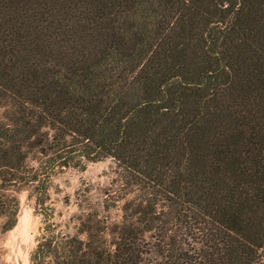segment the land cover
<instances>
[{"label":"trees","instance_id":"16d2710c","mask_svg":"<svg viewBox=\"0 0 264 264\" xmlns=\"http://www.w3.org/2000/svg\"><path fill=\"white\" fill-rule=\"evenodd\" d=\"M106 159L62 230L53 177ZM22 189L30 264H264V0H0L4 229Z\"/></svg>","mask_w":264,"mask_h":264},{"label":"rangeland","instance_id":"374dc122","mask_svg":"<svg viewBox=\"0 0 264 264\" xmlns=\"http://www.w3.org/2000/svg\"><path fill=\"white\" fill-rule=\"evenodd\" d=\"M111 159L89 162L84 169L67 168L52 179L50 198L54 207V221L64 231H76V221L70 219L82 206H100L103 190L112 177ZM19 210L15 225L3 228L0 218V264H30V255L43 226V217L35 207L34 197L27 189L18 193ZM117 219L119 212L111 209Z\"/></svg>","mask_w":264,"mask_h":264}]
</instances>
